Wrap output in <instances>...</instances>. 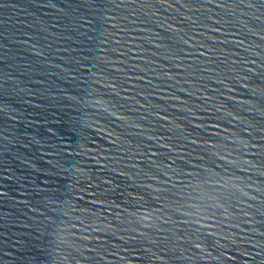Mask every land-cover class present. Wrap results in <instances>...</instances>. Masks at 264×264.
I'll list each match as a JSON object with an SVG mask.
<instances>
[{"label": "water", "instance_id": "95a60500", "mask_svg": "<svg viewBox=\"0 0 264 264\" xmlns=\"http://www.w3.org/2000/svg\"><path fill=\"white\" fill-rule=\"evenodd\" d=\"M0 264H264V0H0Z\"/></svg>", "mask_w": 264, "mask_h": 264}]
</instances>
